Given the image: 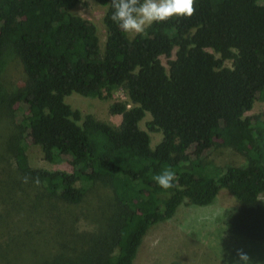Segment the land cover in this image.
Here are the masks:
<instances>
[{
  "label": "trees",
  "instance_id": "obj_1",
  "mask_svg": "<svg viewBox=\"0 0 264 264\" xmlns=\"http://www.w3.org/2000/svg\"><path fill=\"white\" fill-rule=\"evenodd\" d=\"M95 1L105 7L102 48L94 24L71 12L79 0H0V61L10 50L20 77L1 97L17 133L6 147L15 172L0 171V264H83L37 253L67 232L50 201L77 204L97 182L110 189V235L90 244L84 264H133L149 227L180 204L208 205L222 193L236 206L225 213L226 229L264 249V112L245 115L264 100V0H195L191 17L132 35L112 21L110 0ZM116 89L127 98L108 104L117 125L65 101ZM150 131L160 134L153 147ZM30 144L68 169L30 166ZM219 145L243 162L207 160L204 152ZM164 169L175 173L172 188L152 179Z\"/></svg>",
  "mask_w": 264,
  "mask_h": 264
},
{
  "label": "rangeland",
  "instance_id": "obj_2",
  "mask_svg": "<svg viewBox=\"0 0 264 264\" xmlns=\"http://www.w3.org/2000/svg\"><path fill=\"white\" fill-rule=\"evenodd\" d=\"M104 10L105 7L95 0H79L71 9L72 13L94 24L100 48L105 39V28L102 23ZM161 59L164 62V59ZM15 67L14 55L10 50H6L0 61V171L9 174L15 171L11 153L6 147L16 139L17 131L14 128L15 119L3 105L1 97L20 85L18 81L20 77L14 70ZM65 101L73 109L78 110L80 115L91 114L99 120L117 125L120 115L110 113L107 109L108 104L113 101L127 103V98L123 90L116 89L110 97H85L71 93L65 97ZM260 112H264V100L255 99L245 115ZM149 118L146 112L139 122V127L145 129L144 123ZM148 134L150 147H153L160 134L151 131ZM204 153L207 160L218 165L243 162L242 157L227 146H215ZM27 158L29 165L33 167L48 170L68 169L63 161L57 163L45 161L39 153V147L32 144L27 147ZM257 204L264 209V194L258 197ZM111 205L113 202L110 198V189L98 182L89 187L82 201L77 204L50 201L51 213L64 222L67 232L61 237L63 239L58 247L48 251L38 250L37 258L57 251L64 257L82 261L84 264L85 252L92 242L95 248L97 240L103 238L109 240L110 225L105 221L104 213L112 210ZM235 207L234 200L224 193L208 205L180 204L170 218L149 227L141 239L133 264H233L238 249L249 255L252 264H264V249L257 240L232 234L226 229L225 213L229 209L234 210Z\"/></svg>",
  "mask_w": 264,
  "mask_h": 264
},
{
  "label": "clouds",
  "instance_id": "obj_3",
  "mask_svg": "<svg viewBox=\"0 0 264 264\" xmlns=\"http://www.w3.org/2000/svg\"><path fill=\"white\" fill-rule=\"evenodd\" d=\"M110 3L113 9L112 21L128 34H140L154 22H163L172 17H191L195 12V0H110ZM152 179L160 187L169 189L174 186L175 173L164 169L153 175ZM28 181L29 177L22 178L23 183ZM33 183L39 186V177ZM233 264H252V261L247 253L238 249Z\"/></svg>",
  "mask_w": 264,
  "mask_h": 264
}]
</instances>
